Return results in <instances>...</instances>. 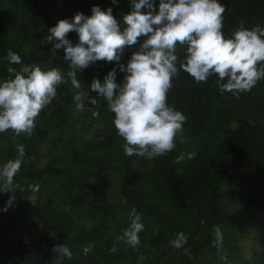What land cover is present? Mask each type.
<instances>
[{"label": "trees", "instance_id": "obj_1", "mask_svg": "<svg viewBox=\"0 0 264 264\" xmlns=\"http://www.w3.org/2000/svg\"><path fill=\"white\" fill-rule=\"evenodd\" d=\"M219 2L226 7L222 29L226 37H231L240 22L249 30L256 25L264 26V0ZM156 5L158 9L159 0H156ZM94 6L104 11L111 7L113 15L122 26L123 15L131 11L129 0H118L117 4H113L112 0H0V80L9 77L8 67H14L17 71L22 67L8 63L6 56L9 49L20 55L23 64H36L45 71L59 68L66 72L69 62L63 59L64 51L58 50L57 55H54L51 52L52 45L41 41L58 21L72 20L77 13L91 16ZM68 38L74 46L79 43L75 32L69 33ZM137 47L125 49L121 63L126 66ZM177 54L182 59L184 50L178 47ZM113 67H116L115 63L97 62L83 72L78 71L77 79L81 89H74L70 82L58 87L57 98L50 104L51 111L47 116L55 126L59 128L71 116L72 111H75L74 95L84 91L90 97L97 98L100 106L93 108L85 102V111L79 115L87 116V124L100 125L101 130L91 144L90 148L94 151L92 156L77 151L67 143L58 159L62 165L54 172L51 171L52 167L47 166L46 170L40 172L41 178L47 171H51L54 176L65 175L69 179V187L74 186L70 182L72 175L93 172L95 167H87L86 162L93 161L99 168L105 162L103 157H99L103 149L112 150L113 154L122 149L120 147L124 141L116 133L114 114L108 111L107 103L102 98L90 91L92 80L98 78L103 82ZM124 75L117 69V83L123 82ZM216 79L213 76L207 83L198 84L183 71L174 78L168 103L187 117L183 133L177 137L189 143L176 138V148L166 156L151 160L143 158V162L149 166L144 173L145 179L138 182L141 187L134 183L133 175L128 174L132 170L130 159L125 165L114 166L120 184V201L116 205L107 204L110 210L106 213L113 218L115 230L121 232L125 229L119 223L121 220L118 215L129 225L133 209L142 217V222L152 220L157 226L147 236L139 234L144 244L140 243L138 249H132L126 244L118 245V249L124 247L122 249L131 264H145L150 257L158 256V250H172L170 241L181 232L188 238L186 244L195 236L199 238L196 253L204 251L202 259L215 253L226 255L234 264H264V80L259 81L250 92L236 96L230 92L221 94ZM92 110L99 111L98 119L92 117ZM39 132L42 134L43 131ZM181 152L195 153V157L190 160L185 157L184 161L176 163V157ZM225 185H236L240 209L254 212L246 233L252 235L251 243L258 244L259 249L256 251L251 248L243 253L242 261L238 259L241 255L240 247L229 250L230 245L237 244V228L230 222L231 213L219 198V192ZM65 210L69 211V208L65 207ZM168 211L184 220L180 222V227L184 225L180 230L176 224L168 226L159 221V212ZM99 214L104 213L99 211ZM215 226L222 227L226 232L227 239L223 241L220 251L212 243ZM51 231L55 232L53 227ZM69 233L62 230L61 234L67 238L62 242L61 239L56 240V244H66L73 253L71 259H63V264H117L116 258H110L108 262L100 258L112 237L104 233L94 234V241H87L80 236H70ZM88 244L94 247L85 256L82 247ZM141 255L145 257L143 261L139 259Z\"/></svg>", "mask_w": 264, "mask_h": 264}, {"label": "clouds", "instance_id": "obj_2", "mask_svg": "<svg viewBox=\"0 0 264 264\" xmlns=\"http://www.w3.org/2000/svg\"><path fill=\"white\" fill-rule=\"evenodd\" d=\"M117 4L118 0H112ZM131 11L123 15L121 22L99 6L91 9L92 15L77 13L72 20L62 19L51 27L41 43L51 44V52L64 51L63 59L69 62L65 72L59 68L42 70L36 64H23L16 52L8 50L6 59L10 65H22L19 71L8 67L7 79L0 80V133L12 131L13 141L21 134L31 137L40 113L57 98V89L71 83L81 89L77 73L97 62L115 63L103 82L94 78L90 91L102 98L108 111L114 114L113 124L117 135L124 141L126 156H138L151 160L166 156L176 148V138L182 135L187 117L168 103L173 80L180 71L188 74L196 83H207L215 76L221 94L230 92L236 96L250 92L264 80V26L251 30L240 22L231 37H226L224 13L226 7L219 0H129ZM147 11H144V10ZM75 32L79 43L75 46L68 34ZM138 46L126 66L121 63L125 49ZM184 50L181 59L177 49ZM117 69L124 73L122 83H117ZM75 111H85V102L98 108L99 101L87 92L78 91L73 97ZM98 119L99 111L92 110ZM17 157L0 166V193H11L7 212L15 203L17 191L24 188L14 182L16 174L26 162L23 144L15 143ZM193 159L195 153L181 152L175 162ZM34 160L29 158L27 162ZM29 190L39 191V185H29ZM145 229L142 217L133 209L130 222L116 238L132 249L140 245L139 234ZM213 246L223 248L224 236L219 226L214 227ZM54 235V233H53ZM187 236L178 233L170 241L172 247L181 248ZM93 244L82 247L87 256ZM113 250H116L113 248ZM53 264H63V259L73 253L66 244L52 248ZM145 259L143 255L139 257ZM221 260L227 261L226 255Z\"/></svg>", "mask_w": 264, "mask_h": 264}, {"label": "rangeland", "instance_id": "obj_3", "mask_svg": "<svg viewBox=\"0 0 264 264\" xmlns=\"http://www.w3.org/2000/svg\"><path fill=\"white\" fill-rule=\"evenodd\" d=\"M50 111L51 105L40 113L31 137L21 134L15 141L24 145L26 162L16 174L14 182L20 184L25 191L15 193V203L7 212L3 209L12 194L0 193V264H53L55 256L52 248L59 244H56V240L61 239L62 242L67 238L66 235L61 234L62 230L69 231L70 236H80L82 240L87 239V241H94L92 239L101 233L107 234L112 239L104 247L100 255L101 260L108 262L110 258H116L117 264H131V260L125 256V251L122 249L124 247L118 249V245L124 243L116 241L124 229L121 232L115 230L113 218L106 213L110 210L108 205H116L120 201V184L114 166L125 165L130 159L132 170L128 174L133 175L134 183L141 187V183L138 182L145 179L144 173L149 164L144 163L142 157L126 156L122 146L120 147L122 149L114 154L112 150L103 149L99 156L105 160L103 165L97 168L95 162H86L87 167H95L93 172L87 175H72L70 182L74 186L69 187V182L67 183L69 179L65 175L54 176L51 171H57L62 165V161L58 159L62 156L67 143L77 151L92 156L94 151L90 147L97 139L101 126L87 124V116L82 117L76 111H72L64 124L57 128L47 117ZM39 131H43L42 134ZM13 136L12 131L0 133V166L17 157ZM178 139L184 141L180 137H177ZM184 142L189 143L186 140ZM121 153L124 155L121 156ZM32 157L34 160L27 162ZM47 166L52 167V170L47 171L41 178L39 174L42 170H46ZM37 184L38 192L29 190V185ZM219 198L231 213L230 222L237 228L235 236L237 244L230 245L229 250L233 251L240 247L241 255L238 259L242 261L243 253L251 248L256 251L259 249L258 244L251 243L252 235L246 233L254 212L240 209L236 185H225L219 192ZM65 207L69 208V211L65 210ZM99 211L104 214H99ZM118 217L121 220L119 223L121 222L126 229L128 224L121 216ZM158 219L168 226L176 224L179 230L184 226L182 224L180 227V222L184 220H180V217L171 211L159 212ZM142 223L145 226L144 231L141 232L144 236L157 227L152 220ZM52 227L55 232L51 231ZM220 228L226 240V232L222 227ZM198 242L199 238L195 236L181 248L173 247L167 252L163 249L158 250L156 252L158 256L150 257L145 264H234L229 259L221 260V256L215 253L202 259L204 251L196 253Z\"/></svg>", "mask_w": 264, "mask_h": 264}]
</instances>
